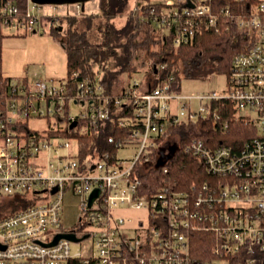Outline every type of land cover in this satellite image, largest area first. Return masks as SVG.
<instances>
[{
  "label": "built area",
  "instance_id": "built-area-1",
  "mask_svg": "<svg viewBox=\"0 0 264 264\" xmlns=\"http://www.w3.org/2000/svg\"><path fill=\"white\" fill-rule=\"evenodd\" d=\"M236 1L249 11L214 10V0H164L155 23L159 35L172 36L177 47L219 31L220 22L241 30L245 42L233 57L225 92L176 91L172 76L151 86L144 73L134 75L120 96L105 94L96 81L77 80V73L33 86L27 78L8 86L0 82V209L8 211L0 213V264H264V0ZM31 3L32 22L40 16ZM75 6L81 16L85 9ZM18 16L13 0H0L2 30H18ZM71 80L77 82L73 88ZM227 99L238 116L255 125L256 137L236 150L192 141L185 150L215 184L192 191L165 187L148 196L135 169L140 166L144 174L152 162L176 154L177 137L161 140L169 126L220 121L214 103ZM32 119L46 120L48 130L31 128ZM79 120L80 135L93 140L117 130L106 138L116 150L99 152L94 140L82 159L80 139L57 134L78 128ZM129 148L132 158L119 156ZM67 192L79 198L82 228L63 225ZM8 199L22 207L10 211ZM193 232L214 237L212 261L195 260ZM59 234H75L80 241L62 238L50 246Z\"/></svg>",
  "mask_w": 264,
  "mask_h": 264
},
{
  "label": "trees",
  "instance_id": "trees-1",
  "mask_svg": "<svg viewBox=\"0 0 264 264\" xmlns=\"http://www.w3.org/2000/svg\"><path fill=\"white\" fill-rule=\"evenodd\" d=\"M13 1L19 8V29L24 30L22 34L19 33L20 36L36 33L40 25L51 24V35L61 43L66 54L67 76L77 73L79 81H96L103 87L105 94L113 96L122 95L133 76L141 73H144L146 82L151 86L172 76L176 91L182 90L184 80H206L213 75L226 76L228 87L233 57L243 49L245 42L241 30L230 22H220L222 28L219 31L213 29L204 32L193 43L177 47L172 36L161 37L155 26L158 15L165 7L164 0H133L135 7L132 10H129L131 0H99V12L82 11L81 16L69 14L63 20L37 17L33 19V24L27 19L29 0ZM213 4L214 10L227 6L233 12L240 9L249 11L246 3L236 0H214ZM125 14H128L126 22L119 27L115 20ZM62 21L66 22V29L60 26ZM227 26L230 27L227 29ZM4 38V30L0 28V82L8 86L13 79L4 77L2 71ZM110 62H113L112 67L109 66ZM96 65L103 72L100 80H97ZM76 83L71 80L70 88L76 86ZM214 109L221 115L220 121L205 119L169 126L167 135L161 140L177 137L179 147L176 154L172 152L168 157V161L161 164L152 162L154 165L144 174L140 166L136 167L135 172L143 181L142 189L148 196L165 187L192 191L194 187L215 184L216 178L208 175L200 162L185 150L192 141L202 140L211 147L226 145L236 150L256 137L255 125L245 117L238 116L232 101L227 99L215 102ZM78 123V128L57 134L79 138L82 159L88 151L94 149H89L94 140L98 141L96 147L99 152L116 150L107 143L106 138L117 136V130L106 131L100 139L93 140L88 134L80 135L81 120ZM120 135H124V132ZM81 226L79 224L78 228ZM191 236V250L195 260L212 261V234L193 232Z\"/></svg>",
  "mask_w": 264,
  "mask_h": 264
},
{
  "label": "rangeland",
  "instance_id": "rangeland-1",
  "mask_svg": "<svg viewBox=\"0 0 264 264\" xmlns=\"http://www.w3.org/2000/svg\"><path fill=\"white\" fill-rule=\"evenodd\" d=\"M99 0H90L85 4V12H99ZM32 4V11L43 18H66L69 14H74L76 6L59 5H43L40 8ZM135 3L131 0L129 10L134 9ZM126 15V16H125ZM115 20L116 24L121 27L125 24L128 14H125ZM61 28L66 29V22L60 23ZM51 24L40 25V30L36 33H28L27 35H19L23 33V29L16 30L13 27L4 30L5 38L3 40L2 49V71L4 77L12 78L17 81L27 78L29 85L33 86L38 81H59L67 77V60L66 54L61 43L55 39L51 33ZM56 27V26H55ZM113 66V62L109 63ZM97 80H100L103 72L99 66H95ZM227 89V78L224 75H213L206 80H184L182 83V91L185 93H203L211 90L217 92H225ZM192 107L198 109L199 101H192ZM72 114H76L77 108L72 105ZM30 127L37 131L48 130L49 126L44 119H32L29 122ZM63 141V138L60 142ZM64 152L63 149L60 150ZM54 155H56L54 153ZM134 150L129 148L121 150L119 156L122 158H132ZM17 200V199H16ZM7 204L12 206L10 211L17 210L22 207L17 201L6 200ZM5 209H0V213H6ZM79 198L72 193L67 192L63 204L62 221L66 229H71L79 225L80 218ZM82 245L74 246V249L80 248Z\"/></svg>",
  "mask_w": 264,
  "mask_h": 264
},
{
  "label": "water",
  "instance_id": "water-1",
  "mask_svg": "<svg viewBox=\"0 0 264 264\" xmlns=\"http://www.w3.org/2000/svg\"><path fill=\"white\" fill-rule=\"evenodd\" d=\"M33 3L37 4V5H53V6H59V5H76V4H81L84 8L86 2L90 1V0H31ZM77 126V122H74L71 125V129H73L74 127ZM173 156V155H172ZM162 162H160L161 164ZM56 192V190L53 191V193ZM100 190L97 189L93 192L91 198H90V205H92L94 199L99 195ZM62 238H66L75 242L80 241V239H78L75 234H59L56 236L55 240L53 241V243L49 244L50 246L55 245L60 239ZM86 237H84L83 239H85Z\"/></svg>",
  "mask_w": 264,
  "mask_h": 264
},
{
  "label": "crops",
  "instance_id": "crops-1",
  "mask_svg": "<svg viewBox=\"0 0 264 264\" xmlns=\"http://www.w3.org/2000/svg\"><path fill=\"white\" fill-rule=\"evenodd\" d=\"M84 9H85V6H84Z\"/></svg>",
  "mask_w": 264,
  "mask_h": 264
},
{
  "label": "bare ground",
  "instance_id": "bare-ground-1",
  "mask_svg": "<svg viewBox=\"0 0 264 264\" xmlns=\"http://www.w3.org/2000/svg\"><path fill=\"white\" fill-rule=\"evenodd\" d=\"M29 4V3H28Z\"/></svg>",
  "mask_w": 264,
  "mask_h": 264
}]
</instances>
